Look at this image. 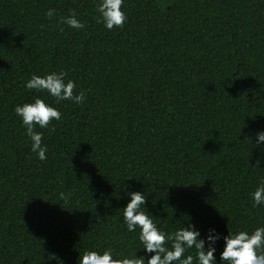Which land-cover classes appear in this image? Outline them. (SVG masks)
I'll return each instance as SVG.
<instances>
[{
	"label": "trees",
	"instance_id": "1",
	"mask_svg": "<svg viewBox=\"0 0 264 264\" xmlns=\"http://www.w3.org/2000/svg\"><path fill=\"white\" fill-rule=\"evenodd\" d=\"M100 3L0 0V264H79L107 249L147 264L154 253L123 218L135 191L166 234L193 225L206 249L219 234L215 264H228L224 237L264 227L252 199L264 181V0H124L112 30ZM73 11L84 29L61 23ZM53 72L82 104L25 87ZM37 98L61 113L34 129L43 161L14 111Z\"/></svg>",
	"mask_w": 264,
	"mask_h": 264
},
{
	"label": "clouds",
	"instance_id": "2",
	"mask_svg": "<svg viewBox=\"0 0 264 264\" xmlns=\"http://www.w3.org/2000/svg\"><path fill=\"white\" fill-rule=\"evenodd\" d=\"M124 0H101L97 6L100 13L99 21L104 23L108 30L114 27L122 28L127 21V16L122 11ZM55 15L54 9H49L46 13L47 18L51 19ZM61 23L77 30H82L85 25L77 19L73 11L66 18H62ZM66 72L50 73L46 76L33 74L26 82L28 90L47 92L55 97L56 102L70 100L76 104H82L85 96L81 91L75 93L76 84L73 80L65 82ZM17 116L22 118L23 125L26 127L27 135L32 141L31 151L37 153L38 158L43 161L47 159V146L42 144L43 133L36 132L34 129L38 125L40 128H47L53 120H60L61 113L57 108L51 107L43 99L37 98L34 103L17 105L14 109ZM264 142V132L257 133V144ZM70 195V194H69ZM130 202L123 209L124 222L128 231H135L137 227L141 229L139 240L144 245L147 253H154L147 259V264H194L193 255L185 253L188 249L195 248V264H215L216 251L215 243L220 238L219 234L207 237L206 241L200 239L199 231L193 225L182 227L172 234H166L158 229L153 217L146 214L142 206L146 203L144 194L140 191L129 193ZM61 199H67L64 193L60 194ZM253 206L264 204V181L260 183L252 194ZM215 230H210L214 232ZM225 247L220 255L222 262L228 264H264V227H257L251 234L247 231H240L235 234L229 233L224 237ZM169 242L171 247L169 248ZM79 264H145V257L139 258H113V251L107 249L103 254L97 251H85L79 259Z\"/></svg>",
	"mask_w": 264,
	"mask_h": 264
}]
</instances>
